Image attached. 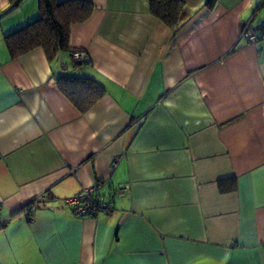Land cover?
<instances>
[{"label": "crops", "instance_id": "0c3cea01", "mask_svg": "<svg viewBox=\"0 0 264 264\" xmlns=\"http://www.w3.org/2000/svg\"><path fill=\"white\" fill-rule=\"evenodd\" d=\"M87 1L74 66L67 51L10 57L4 35L38 0H0V212L51 196L0 229V264H264V35L242 36L264 25L262 0H183L176 34L148 0ZM63 71L105 94L81 113ZM96 182L129 189L112 212L76 217L64 200Z\"/></svg>", "mask_w": 264, "mask_h": 264}, {"label": "trees", "instance_id": "16d2710c", "mask_svg": "<svg viewBox=\"0 0 264 264\" xmlns=\"http://www.w3.org/2000/svg\"><path fill=\"white\" fill-rule=\"evenodd\" d=\"M8 1L11 5H18L22 0ZM215 2L216 0H207L206 6L212 8ZM148 6L150 13L172 30L174 34L190 17L183 0H148ZM262 7H264V0L257 10ZM93 8L92 3L87 0H38V17L4 35L10 57H18L35 48H41L49 61L60 51L70 52L72 56L74 51L69 47L70 27L87 20ZM263 29L264 25L257 28L260 31L258 37L264 35ZM86 61L87 59L81 63L73 64L76 66ZM56 85L81 113L88 111L106 92L105 87L95 79L65 73V71L56 77ZM94 187L95 195H111L117 189L111 188L105 193L101 191L99 182H96ZM217 187L220 193L232 192L237 187L236 178L220 179L217 182ZM40 196L30 199L20 209L0 221V229L6 225L9 218L23 212L30 217L35 205L45 204V201L51 199L49 194L42 195L47 198L45 201ZM114 201L115 199H113L112 210L114 209Z\"/></svg>", "mask_w": 264, "mask_h": 264}, {"label": "built area", "instance_id": "2783aa9c", "mask_svg": "<svg viewBox=\"0 0 264 264\" xmlns=\"http://www.w3.org/2000/svg\"><path fill=\"white\" fill-rule=\"evenodd\" d=\"M259 33L260 31L249 25H245L242 29V36L249 42H255L258 39ZM262 33L264 34V29L262 30ZM85 59L86 54L84 52L74 51L72 53L71 60L73 63H81ZM62 70H66V67L63 66ZM94 186L84 188L80 192L64 200V203L69 206L72 213L76 217L95 216L98 214V212H112L113 199H115V197L122 196L124 192L129 189V185L124 184L113 191L111 195H95L96 193ZM40 198L44 201L47 199L42 195ZM4 219L5 217L0 212V221Z\"/></svg>", "mask_w": 264, "mask_h": 264}]
</instances>
